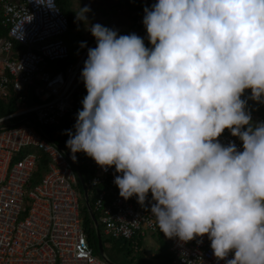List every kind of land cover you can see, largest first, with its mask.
Wrapping results in <instances>:
<instances>
[{"label":"clouds","instance_id":"1","mask_svg":"<svg viewBox=\"0 0 264 264\" xmlns=\"http://www.w3.org/2000/svg\"><path fill=\"white\" fill-rule=\"evenodd\" d=\"M144 13L150 48L103 26L119 23L112 13L90 26L87 95L66 146L114 166L124 199L143 206L151 192L167 243L207 235L217 259L234 253L226 264H264V122L241 99L264 100V0H157ZM225 129L242 151L218 141Z\"/></svg>","mask_w":264,"mask_h":264},{"label":"built area","instance_id":"2","mask_svg":"<svg viewBox=\"0 0 264 264\" xmlns=\"http://www.w3.org/2000/svg\"><path fill=\"white\" fill-rule=\"evenodd\" d=\"M157 0H142L133 13L132 25L113 20L103 26L118 35L135 33L151 47L143 24L144 8ZM0 97L17 95L18 109L0 116V264H111L90 244L84 228L79 190L78 161L88 172L91 205L98 212V226L108 239L131 241L138 248L147 231H159L150 214L151 192L145 204L136 196L124 199L114 183L115 167L105 171L83 152L72 154L57 142L60 133L75 131L77 113L87 95L81 72L89 48L96 47L90 36L86 48L73 61L67 42L70 22L57 0H0ZM62 63V64H61ZM252 123L264 122V106L249 111ZM247 126H245L246 129ZM50 128L51 132L47 129ZM227 146L243 143L229 129L218 137ZM25 155L19 158L22 151ZM48 165L39 181H31L42 155ZM90 204V202H89ZM95 226V223H94ZM96 228V226H95ZM170 264H226L233 258L217 259L208 236L183 242L169 239Z\"/></svg>","mask_w":264,"mask_h":264},{"label":"rangeland","instance_id":"3","mask_svg":"<svg viewBox=\"0 0 264 264\" xmlns=\"http://www.w3.org/2000/svg\"><path fill=\"white\" fill-rule=\"evenodd\" d=\"M68 5L75 15L74 27L68 33L70 39L67 37V42L71 48L73 61L78 59L80 53L84 49V47H81V43H84L85 40H88L91 35L89 30L90 26L96 24L97 21H99L97 18L101 17L103 12H111L113 15L123 17L127 16V13L130 11V8L127 9V6H117V8H115L116 6H114L113 2L110 0H70ZM85 6H87L90 10L85 14L86 19H80L78 18L77 14L82 15L81 9H83ZM125 22L127 23V20H125ZM250 96L251 90L246 89L245 93L241 97V99H245L247 101L246 108L258 110L259 107L264 105V100L255 101L250 99ZM68 131L69 130H66L63 133L61 132L57 142L64 148L66 147V149L71 153V150L66 146V141L69 139ZM40 153L41 155H46L45 153ZM85 203V197L82 196L81 206L84 207ZM158 238L159 236L157 234L154 235L147 231L146 235L142 238L143 245L139 250H137L133 249L130 244H125L122 240H110L102 233L104 251L109 256L110 260L116 264H145V260L148 259L153 263H156L158 260L156 254L160 252V249L163 246V242H161Z\"/></svg>","mask_w":264,"mask_h":264},{"label":"trees","instance_id":"4","mask_svg":"<svg viewBox=\"0 0 264 264\" xmlns=\"http://www.w3.org/2000/svg\"><path fill=\"white\" fill-rule=\"evenodd\" d=\"M69 1L70 0H57L58 5L62 9V11L64 13H66V15L68 16V19H69V22H70V31H71L72 28L74 27L75 15H74L73 11L71 10V8L68 5ZM110 1L113 2L114 6H116L115 8H117V6H120V7L125 6L128 3V6L130 7V11H129L130 15H131V13L133 11L139 10L140 7L142 6V5H139L140 2L142 3V0H110ZM101 16H105L107 18L108 15L104 14V12H103V15H101ZM129 24L131 25V23H129ZM2 35H7L6 29H4L2 32H0V36H2ZM17 109H18L17 95H15L13 93L12 96H10L9 98L0 97V116L13 113ZM47 130L49 132H51L50 128H48ZM25 153H26V149L24 151H22V153L20 154L19 158L22 157L23 155H25ZM48 161L49 160H48L47 156L42 154V161L39 164V168L35 172V174H34V176L32 178V181H31L32 185L36 184L39 181V179L43 175V172L47 168ZM76 161H78L79 167L81 168V170L83 172L84 178L87 180L86 172H88V170H87L86 166L82 165L80 163L79 159H76ZM79 190H80V192L83 191L81 183H79ZM93 192L94 191H90L89 202H90L91 205H93V200L95 198V193H93ZM81 195L83 196V194H81ZM81 209H82V216H83V219H84V228H85V231H86V234H87V238H88L90 244L98 252V250H99L98 249V240H97L96 228L94 226V220H93V218L91 216V213L89 212V210L87 208L86 203H85L84 207L81 206ZM97 213L98 212H96V214H95L96 217L98 216ZM99 227H100V230H102V226L100 225ZM153 234L154 235L157 234L159 236L158 239L161 242H163V246L161 247L160 252L158 254H156L157 258H158L157 262L153 263L151 260L148 259V260H145V264H170L171 258H172V255H171V253H170V251L168 249L170 244L166 242V240L164 239V234L162 232H160V230L158 232H156V233H153ZM110 240H112V239H110ZM122 241L125 244H127L128 242L132 243L131 241H125V240H122ZM137 244L139 245V247H141L143 243H142V241L139 240ZM130 246L133 249L135 248L134 245L132 246L130 244Z\"/></svg>","mask_w":264,"mask_h":264},{"label":"water","instance_id":"5","mask_svg":"<svg viewBox=\"0 0 264 264\" xmlns=\"http://www.w3.org/2000/svg\"><path fill=\"white\" fill-rule=\"evenodd\" d=\"M70 159H71L73 165L76 167L77 171H79L78 165L75 162V160L71 156H70ZM78 175H79V178H80V182L82 184V188H83V192H84V195H85V200H86L87 207H88V209H89V211L91 213V216H92V218L94 220V223H95V226H96L97 240H98V249H99L100 254H104L103 239H102V235H101V232H100V229H99V226H98V220L96 219L95 214H94L93 210L91 209L89 201H88V187L86 185L85 179L83 178L82 174L79 172ZM109 261H110L111 264H116V263L112 262L111 260H109Z\"/></svg>","mask_w":264,"mask_h":264},{"label":"crops","instance_id":"6","mask_svg":"<svg viewBox=\"0 0 264 264\" xmlns=\"http://www.w3.org/2000/svg\"><path fill=\"white\" fill-rule=\"evenodd\" d=\"M125 6H127V9H129L130 7L128 6V3L125 5ZM126 9V8H125ZM107 13H111V12H105L104 14H107ZM114 13V12H113ZM134 13V12H133ZM133 13H131V15H130V13H127V16H123V17H119L118 15H114L117 19H119V23L121 24V25H127V23L129 24V23H131V18H132V16H133ZM112 16H113V14H111ZM125 20H127V23L125 22ZM125 22V23H124Z\"/></svg>","mask_w":264,"mask_h":264},{"label":"flooded vegetation","instance_id":"7","mask_svg":"<svg viewBox=\"0 0 264 264\" xmlns=\"http://www.w3.org/2000/svg\"><path fill=\"white\" fill-rule=\"evenodd\" d=\"M113 262V261H112ZM115 263V262H114Z\"/></svg>","mask_w":264,"mask_h":264}]
</instances>
